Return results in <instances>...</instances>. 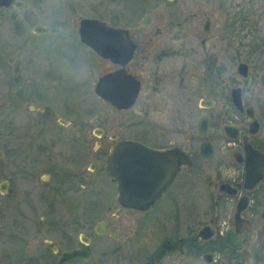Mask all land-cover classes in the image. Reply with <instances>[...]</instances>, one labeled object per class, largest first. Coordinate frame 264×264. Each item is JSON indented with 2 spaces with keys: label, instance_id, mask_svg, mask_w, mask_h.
Masks as SVG:
<instances>
[{
  "label": "rangeland",
  "instance_id": "1",
  "mask_svg": "<svg viewBox=\"0 0 264 264\" xmlns=\"http://www.w3.org/2000/svg\"><path fill=\"white\" fill-rule=\"evenodd\" d=\"M21 1L26 10L0 7V184L8 182L0 192V264L54 263L58 251L81 245L80 235L89 238L91 259L70 264H123L124 256L158 238L195 235L213 220L214 191L200 184L178 204L171 193L147 212L123 211L104 170L109 135L152 147L160 131L165 144L195 140L199 101H228L226 84L213 92L210 63L223 66V81L247 63L248 76L237 81L243 100L264 104V0ZM145 15L152 18L148 27ZM82 18L137 32L139 48L147 49V87L130 109H115L94 92L97 78L113 66L80 42ZM36 25L47 30L34 33ZM156 25L169 31L151 48L145 35ZM99 128L101 138L92 133ZM100 221L102 234L96 232ZM212 226L226 232L230 223Z\"/></svg>",
  "mask_w": 264,
  "mask_h": 264
},
{
  "label": "flooded vegetation",
  "instance_id": "2",
  "mask_svg": "<svg viewBox=\"0 0 264 264\" xmlns=\"http://www.w3.org/2000/svg\"><path fill=\"white\" fill-rule=\"evenodd\" d=\"M16 1L21 0H12L10 6L16 8L14 6ZM198 15L199 13L196 12L191 17L197 18ZM147 16L148 18L145 19L147 23L142 25L148 27L152 18L150 15ZM210 25L211 21L205 18L202 30L206 35L210 32ZM168 31L164 25H156L149 30L148 35H145L146 42L153 48L157 42H160L158 39L166 36ZM129 35L136 46L131 59L123 65V69L136 80L138 85L137 96L131 106L133 107L147 87L146 69L149 62L147 61V49H140L139 43L135 40L137 32L129 30ZM164 41H161L160 44H163ZM205 42V39H201L202 44ZM163 56L159 55L158 59ZM109 62L113 68L108 72L120 67ZM240 63L245 62L237 64L235 76L230 77L228 81L225 80L226 82L223 81L225 78L223 66L217 63L215 66V63H210L214 64V67H208L214 73L213 88L215 91L213 90V92L216 95L220 94V90L223 88L222 84L224 86L226 84L228 101L217 103L215 99L210 98L201 99L200 101H206L204 104L199 101L200 111L195 115L193 121L196 132L195 140L193 136H188L182 142L169 139L165 144L166 137L164 135L166 134L160 131L159 143L155 144V147L141 142L155 149L174 148L177 150L176 155L182 160L169 186L150 208L158 201L170 197L171 193H173L172 199L177 197L173 203L178 204L184 201L192 187L199 191L198 185L205 184L207 188L214 191L209 200V208L214 210L212 212L213 220L200 227L195 235H168L158 238L151 245L140 249V252L134 254V257L124 256L123 264H133V262L134 264H181V262L192 264V260L198 258L203 261V264H264V104L246 103L243 100V87L237 81L240 77L245 79L248 75L243 77L239 74L237 68ZM245 64L248 67L247 72H249V65ZM156 65L159 66L158 61ZM234 88L240 89L242 101L240 108L233 103L231 97ZM184 106L186 108V105ZM186 111L190 112V110ZM190 118H188V126L191 123ZM200 120L209 124L207 133L202 132L204 129L199 126ZM189 129L192 130L191 126ZM95 131L96 129L92 133L97 138H101L105 134V130L102 128L97 129L98 135ZM232 135L234 136L232 137ZM117 137V134L109 135V139L113 141L112 144L119 140H134L126 137L118 139ZM97 142L100 144V141ZM221 145L224 148L223 154L220 153ZM245 162L249 165V177H246ZM119 206L123 208V211L147 212L150 209L138 210L120 204ZM115 212L119 214L118 210ZM226 220L230 223V228L226 232H219L212 226L214 222ZM99 223L101 225L98 228L103 230L104 223L102 221ZM204 227H208L206 234L211 232L213 235H200V231ZM217 232L218 235H214ZM146 241L147 239H142L143 243ZM80 243L79 247L72 249L81 248L83 243ZM180 257H183V260H180ZM185 258L189 259L186 263ZM75 261L86 262L82 258L72 262Z\"/></svg>",
  "mask_w": 264,
  "mask_h": 264
},
{
  "label": "water",
  "instance_id": "3",
  "mask_svg": "<svg viewBox=\"0 0 264 264\" xmlns=\"http://www.w3.org/2000/svg\"><path fill=\"white\" fill-rule=\"evenodd\" d=\"M12 0H0V7H9ZM19 9H26L27 4L21 1L14 2ZM148 16H144L143 22ZM34 33H43L46 28L41 25L33 27ZM79 39L103 59H108L120 67L104 73L97 78L94 92L103 101L109 102L117 109L130 108L137 96L138 85L136 80L127 74L123 65L131 59L135 43L129 36V31L118 26H111L97 18H82L78 27ZM238 72L247 76L248 67L245 63L238 65ZM239 88L232 89L233 103L241 107ZM206 101H200L204 104ZM61 123L65 121L61 120ZM200 128L204 133L209 131V124L200 120ZM95 133L98 135V131ZM234 135H232L233 137ZM174 148L155 149L135 140H119L113 143L104 161V170L115 185L116 199L121 206L147 210L162 192L169 186L172 178L180 167L181 158L176 155ZM246 177H249V165L245 162ZM7 182L0 184V192L5 193ZM100 223L98 226L100 227ZM96 228L102 233V228ZM208 227L200 231V235H213L206 232ZM84 244L81 248L59 251V259L53 264H64L78 258L90 261L91 250L89 238L80 235ZM54 252L57 248L52 247Z\"/></svg>",
  "mask_w": 264,
  "mask_h": 264
}]
</instances>
